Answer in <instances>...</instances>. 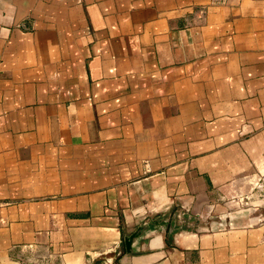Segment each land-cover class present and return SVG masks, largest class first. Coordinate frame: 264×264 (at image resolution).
I'll list each match as a JSON object with an SVG mask.
<instances>
[{"label":"crops","instance_id":"0c3cea01","mask_svg":"<svg viewBox=\"0 0 264 264\" xmlns=\"http://www.w3.org/2000/svg\"><path fill=\"white\" fill-rule=\"evenodd\" d=\"M0 264H264V0H0Z\"/></svg>","mask_w":264,"mask_h":264},{"label":"water","instance_id":"95a60500","mask_svg":"<svg viewBox=\"0 0 264 264\" xmlns=\"http://www.w3.org/2000/svg\"><path fill=\"white\" fill-rule=\"evenodd\" d=\"M137 236L138 234L133 235L132 237L126 239V245H127L128 250L131 247V244L133 243V241L137 238Z\"/></svg>","mask_w":264,"mask_h":264}]
</instances>
